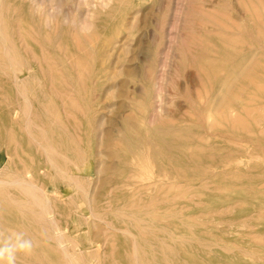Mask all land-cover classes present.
Instances as JSON below:
<instances>
[{
    "label": "rangeland",
    "instance_id": "1",
    "mask_svg": "<svg viewBox=\"0 0 264 264\" xmlns=\"http://www.w3.org/2000/svg\"><path fill=\"white\" fill-rule=\"evenodd\" d=\"M33 1L0 0V234L34 243L17 264H264V151L217 117L230 106L242 116L259 57L264 87V0ZM52 7L63 11L50 24ZM212 66L223 78H206L200 67ZM139 148L150 154L141 161ZM157 150L190 175L160 170ZM205 161L216 175L202 173Z\"/></svg>",
    "mask_w": 264,
    "mask_h": 264
},
{
    "label": "bare ground",
    "instance_id": "2",
    "mask_svg": "<svg viewBox=\"0 0 264 264\" xmlns=\"http://www.w3.org/2000/svg\"><path fill=\"white\" fill-rule=\"evenodd\" d=\"M41 1H43V0H41ZM80 1V0H79ZM120 1H126V0H120ZM32 4H34V2L35 1H33L32 0ZM37 2V1H36ZM35 2V3H36ZM84 2H86V0L84 1ZM42 3H44V1L42 2ZM66 3V2H65ZM75 5V4H74ZM33 6V5H32ZM36 7H38L37 6V3H36ZM36 7H35V10H36ZM17 8V7H16ZM31 8V7H30ZM43 8V7H42ZM12 9V8H11ZM15 9V8H14ZM13 9V10H14ZM34 9V8H33ZM37 9H40V8H37ZM44 9V8H43ZM30 10V9H29ZM32 10V9H31ZM42 10V9H41ZM16 11V10H15ZM76 11H77V9H76ZM14 12V11H13ZM47 12V11H46ZM39 13V12H38ZM43 12H41V14H42ZM36 14V13H35ZM41 14H39V15H41ZM46 15V17H45V19L47 18V13H45ZM38 15V16H39ZM78 15V14H77ZM81 15V14H80ZM42 16V15H41ZM113 16H112V14H111V18H112ZM41 18V17H40ZM61 18H64V17H61ZM44 19V20H45ZM49 19V18H48ZM74 19H76V18H74ZM74 19H72V20H74ZM99 19V18H98ZM71 20V19H70ZM81 20V22L82 21H84V19L82 20V19H80ZM86 20V19H85ZM50 22H51V20H49ZM41 22V21H40ZM55 22H57V20L55 21ZM74 22V21H73ZM103 22H105L104 20H103ZM48 23V20H46V22H45V24H44V26L46 25ZM76 22H74V24H75ZM49 24V23H48ZM47 24V26L46 27H49L50 25H48ZM50 24H52V22L50 23ZM54 24H56V23H54ZM61 24V23H60ZM73 24V23H72ZM41 25V24H40ZM62 25V24H61ZM78 25H80V22L78 23ZM57 26V25H56ZM172 27V26H171ZM50 28V27H49ZM48 28V29H49ZM22 29H23V27H22ZM32 29V28H31ZM56 29V28H55ZM72 29V28H71ZM170 30V29H169ZM18 31H20V29L18 30ZM32 31H33V29H32ZM72 31V30H71ZM23 32V31H22ZM55 32H57V30H55ZM58 32H60V33H62L61 35L62 36H64V34H65V32L63 31V28H61V29H58ZM73 32H71L70 34H72ZM8 35V34H7ZM33 35V34H32ZM15 36V35H14ZM25 37L24 39H26L27 38V36H28V34H27V32H23L22 33V35H21V37ZM30 37V36H29ZM48 37V36H47ZM223 37V36H222ZM225 37V36H224ZM227 37V36H226ZM2 38V37H1ZM39 38V37H38ZM73 38V37H72ZM5 39V38H4ZM16 39V38H15ZM23 39V40H24ZM83 39V38H82ZM227 39V38H226ZM19 40V39H18ZM27 40V42H25L24 43V46H25V48L27 49V50H30V51H32L33 53H34V51L36 50V48H35V45H31L32 43L30 42H28V38L26 39ZM32 40V39H31ZM70 40V39H69ZM32 41H34V40H32ZM60 41V40H59ZM71 41V40H70ZM78 41H81V40H78ZM1 42V41H0ZM227 42H228V45H230L231 46V41H228L227 40ZM12 43V42H11ZM58 43V42H57ZM64 43V42H63ZM63 43H62V41H61V43L59 44L60 46H63ZM78 43V42H77ZM223 43V42H222ZM2 44H4V43H2ZM53 44V43H52ZM75 44H76V42H75ZM81 45L80 46H82V41H81V43H80ZM57 45V44H56ZM211 45V44H210ZM4 46H5V44H4ZM48 46V45H47ZM76 46V45H75ZM79 46V45H78ZM77 46V48L79 49V47ZM64 47V46H63ZM249 47H252L253 48V46H249ZM2 48V47H1ZM24 48V49H25ZM40 48H41V45H40ZM68 48H70L69 46H67V49ZM81 48H83L84 50H85V48L84 47H81ZM88 48V47H87ZM43 49V48H42ZM65 49V48H64ZM77 49V50H78ZM2 50H4L5 51V49H3L2 48ZM7 50V49H6ZM61 50H63L62 48H61ZM8 51V50H7ZM47 51V50H46ZM81 51V50H80ZM3 52V51H2ZM1 52V53H2ZM9 52V51H8ZM42 52V51H41ZM64 52V51H63ZM6 53V52H5ZM4 53V54H5ZM43 53V52H42ZM215 53V52H214ZM71 54V53H70ZM69 54V55H70ZM72 54H74V53H72ZM8 55H9V53H8ZM18 55H19V53H18ZM34 55V54H33ZM45 55V54H44ZM56 55V54H55ZM77 55V54H76ZM215 55V54H214ZM10 56V55H9ZM43 56V55H42ZM50 56V55H49ZM72 56V55H71ZM11 57V56H10ZM43 58V57H42ZM42 58H40V59H42ZM63 58H65V57H63ZM73 58V57H72ZM76 58V57H75ZM149 58V57H148ZM6 59V58H5ZM8 59V58H7ZM45 59V58H44ZM153 59V58H152ZM3 60V59H2ZM15 60V59H14ZM49 60V59H48ZM52 59H50V61H51ZM54 60V59H53ZM78 60V59H77ZM210 60V59H209ZM208 60V61H209ZM7 61V60H6ZM72 61V60H71ZM85 61V60H84ZM86 61H87V59H86ZM79 62V61H78ZM88 62V61H87ZM211 62V61H210ZM209 62V63H210ZM16 63V62H15ZM201 63V62H200ZM199 63V64H200ZM8 65V64H7ZM9 65H10V63H9ZM27 65V64H26ZM38 65H39V63H38ZM42 65V64H41ZM77 65V64H76ZM75 65V66H76ZM18 67V66H17ZM83 67V66H82ZM63 69H65V68H63ZM200 69H201V71H203L204 72V74H205V76H206V78H208V77H215V76H222V78H223V76H224V70L223 69H221V68H219V67H211V68H209L208 67V69H206V71H205V69H202L201 67H200ZM50 70H51V67H50ZM67 70V69H66ZM32 71V70H31ZM57 71V70H56ZM59 71V70H58ZM57 71V72H58ZM261 71H262V67H261V57H259L258 59H257V61L254 63V65L252 66V68L250 69V73H248V75H250V76H248L247 78H248V80L250 81V87L248 86V88H250V91L248 92V96L244 99L245 100V102H244V105H242L243 107H242V109H244L243 110V114H242V116H241V114H240V117L238 116L237 117V115L234 113L233 114V112H234V109H232L231 108V106H230V109L228 108V107H224V108H221V110L220 109H217V111H216V109H214V112H215V114L216 113H218V111H219V113H218V115L219 116H217V117H219V124L220 125H223V123H224V121H227L228 119L230 120V121H232L234 124H232V126L231 127H233V125L235 126V127H238V129L240 128V129H242L243 131H245L246 133H247V135L248 134H250V136L247 138V139H251V140H253V142L257 145V147L259 148V149H263V151H264V87H262V86H260L259 84H260V81H261ZM13 72V71H12ZM51 72V71H50ZM207 72H209V73H207ZM14 74V73H13ZM51 75V74H50ZM8 76V75H7ZM74 76V75H73ZM246 76V75H245ZM15 77H16V75H15ZM14 77V78H15ZM20 77V76H19ZM51 77V76H50ZM62 78V77H61ZM245 79H246V77H244ZM15 79H17V78H15ZM14 79V80H15ZM64 79V78H63ZM18 80V79H17ZM20 80V79H19ZM50 80V79H49ZM80 80V79H79ZM82 80V79H81ZM247 80V79H246ZM22 81V80H21ZM20 81V82H21ZM83 81V80H82ZM7 82V81H6ZM15 83V82H14ZM51 83V82H50ZM65 83V82H64ZM83 83V82H82ZM12 84V83H11ZM15 85V84H14ZM211 85V84H210ZM16 86V85H15ZM53 86V85H52ZM203 86H204V88L206 87L204 84H203ZM243 86V85H242ZM20 87V86H19ZM50 87V86H49ZM23 88V87H22ZM16 89H17V87H16ZM25 89V88H24ZM212 89V88H211ZM149 90H150V88H149ZM149 90H147V91H149ZM157 90V89H156ZM206 90H208L207 88H206ZM240 90V89H239ZM244 90V89H243ZM247 90V89H246ZM26 91V90H25ZM150 92V91H149ZM244 91H242L241 92V94L243 93ZM17 93L19 94V91H17ZM77 93V92H76ZM157 93V92H156ZM61 94V93H60ZM70 94H72V92H70ZM238 94V93H237ZM241 94H240V96L239 97H241ZM24 94H22V97H25V96H23ZM65 95V94H64ZM155 95V94H154ZM235 95H236V93H235ZM19 96H21V95H19ZM160 96V95H159ZM207 96V95H206ZM228 96V95H227ZM226 96V97H227ZM237 96V95H236ZM21 97V98H22ZM69 97V96H68ZM68 97H67V99H68ZM239 97H237V99L239 98ZM254 98V100H255V102L254 103H251V99H253ZM27 99V98H26ZM25 99V100H26ZM154 99V98H153ZM159 99H161V98H159ZM69 101H70V99H68ZM151 100V99H150ZM242 100V99H241ZM249 100H250V102H249ZM27 101V100H26ZM73 101H75V100H73ZM152 101V100H151ZM248 101V102H247ZM28 102V101H27ZM64 103V102H63ZM73 103V102H72ZM203 103V102H202ZM245 103H251V105L249 106V107H247V106H245ZM27 105V104H26ZM48 105V104H47ZM147 106V105H146ZM154 107H155V105H153ZM152 105H150V109H153L154 107H153ZM226 106V105H225ZM245 106V107H244ZM29 108V107H28ZM79 108H80V106H79ZM148 108V107H147ZM76 109H77V107H76ZM138 109L139 108H137L136 110L138 111ZM211 109V108H210ZM30 110V109H29ZM46 110V109H45ZM207 110V108H205V111ZM212 110V109H211ZM31 111V110H30ZM29 111V112H30ZM139 111H141L140 109H139ZM146 111H147V109H146ZM145 111V112H146ZM161 111V110H160ZM24 112V111H23ZM46 112V111H45ZM81 112H83L82 111V109H81ZM148 112V111H147ZM212 112V111H211ZM210 111L208 112V113H211ZM28 113V112H27ZM140 113V112H139ZM142 113V112H141ZM30 114H31V112H30ZM37 114V113H36ZM146 114V113H145ZM154 114V113H153ZM152 114V115H153ZM211 114H213V113H211ZM210 114V115H211ZM4 115L6 116V117H9V119H11V121H12V124H13V126L14 127H10V129H9V134H10V136H11V140H10V142L13 144V146L16 148V147H18V145H19V138H18V128L16 127V124L18 123V119H17V117L19 116V109H17V108H12V109H8L5 113H4ZM28 115V114H27ZM67 115H68V113H67ZM210 115L208 114V118H210ZM214 115V114H213ZM213 115H211L212 117H213ZM236 117H235V116ZM30 116V115H29ZM41 117V116H40ZM142 117V116H141ZM211 117V118H212ZM74 118H75V116H74ZM147 119V118H146ZM216 119V118H215ZM55 120V119H54ZM57 120V119H56ZM59 120V119H58ZM142 120H144V119H142ZM213 120H214V118H213ZM26 121H27V119H26ZM25 121V122H26ZM31 121V120H30ZM209 121V120H208ZM216 121V120H215ZM24 122V123H25ZM54 122H56V121H54ZM144 122H145V120H144ZM186 123V122H185ZM185 123H183V124H185ZM56 124H58V123H56ZM141 124V123H140ZM211 124H213V123H211ZM211 124H209V125H211ZM218 124V123H217ZM26 125V124H25ZM148 126V125H147ZM28 127V126H27ZM35 127V126H34ZM63 127V126H62ZM66 127V126H65ZM186 127V126H185ZM217 127V126H216ZM223 127H225L224 125H223ZM235 127H233L234 129H235ZM23 128H25V127H23ZM187 128V127H186ZM204 128V127H203ZM213 128V127H212ZM215 128V127H214ZM26 129V128H25ZM66 129V128H65ZM0 130H1V128H0ZM42 130H45V129H42ZM45 132V131H44ZM145 132H146V130H145ZM149 131H147V133H148ZM155 132H156V129H155ZM206 132H207V130H206ZM157 133V132H156ZM177 134H179V132H176ZM175 133V134H176ZM26 134L27 135H30V134H28L27 133V129H26ZM46 134V133H45ZM153 134V133H152ZM159 134H161V133H159ZM52 135H53V133H52ZM162 135V134H161ZM195 135V134H194ZM205 135V134H204ZM203 135V136H204ZM217 135V134H216ZM225 135V134H224ZM31 136V135H30ZM29 136V137H30ZM197 136V135H196ZM213 136V135H212ZM28 137V136H27ZM42 137V136H41ZM46 137V136H45ZM216 137V136H215ZM31 138V137H30ZM77 138V137H76ZM238 138V137H237ZM240 138H241V136H240ZM200 139H201V137H200ZM223 139V138H222ZM233 139V138H232ZM231 139V140H232ZM34 140V139H33ZM240 140V139H239ZM31 141H32V139H31ZM36 141V140H35ZM45 141V140H44ZM49 141V140H48ZM153 141V140H152ZM227 141V140H226ZM243 141V140H242ZM42 142V141H41ZM75 142V141H74ZM154 142V141H153ZM200 142V141H199ZM240 142V141H239ZM146 147H151V139H150V137H148L147 139H146ZM198 143V142H197ZM240 143H243V142H240ZM39 144V143H38ZM47 144H48V142H47ZM135 144H137V143H135ZM142 144V143H141ZM172 144V142L171 141H165V142H163V145H165V146H170ZM199 144V143H198ZM233 144V143H232ZM143 145H144V143H143ZM143 145H141L142 147H143ZM148 145V146H147ZM154 145H160V144H155L154 143ZM237 145V144H236ZM39 146H41V144H39ZM47 146V145H46ZM197 146V145H196ZM41 147H43V145L41 146ZM47 147H49V146H47ZM51 147V146H50ZM155 147V146H154ZM179 147V146H178ZM202 148H204L203 146H201ZM155 148H157V147H155ZM164 148V147H163ZM169 148V147H168ZM197 148H198V146H197ZM200 148V147H199ZM198 148V149H199ZM150 149V148H149ZM149 149L147 150V148H146V151H144V152H146V157H148L150 154H147L148 152L147 151H149ZM182 149H184V147L181 145L180 146V150H182ZM191 149V146H190V148H189V150ZM140 150H142V149H136V151H137V153L139 154V157H140V161H141V158L143 159L144 158V152H142V151H140ZM145 150V149H144ZM150 150H152L153 151V148H151ZM192 150V149H191ZM241 150H244V147H242V149ZM82 151V150H81ZM155 151V150H154ZM158 151V153L156 152L155 153V159L156 160H158V162H159V168H160V170H163L164 172L166 171V172H172V173H174L175 174V177L176 176H179L180 178H183V177H188L189 175H190V173H188V171H186V170H184V168H183V166L180 164V163H177V162H175L171 157H167L165 154H163L162 152H160L159 150H157ZM132 153V152H131ZM136 152H134V154H135ZM136 153V154H137ZM150 153V152H149ZM238 153H240V152H238ZM60 155V154H59ZM151 155H153V154H151ZM191 155V154H190ZM226 155H228V154H226ZM52 156V155H51ZM58 156V155H57ZM194 156L196 157V158H200V155H199V153H196V154H194L193 153V155L191 156V158H192V160L194 161ZM9 157V156H8ZM139 157H137L138 159H139ZM230 157L231 156H228L225 160H229L230 159ZM263 157H264V155L262 156L261 155V159H263ZM17 158H18V156H17ZM31 158V157H30ZM62 158H63V156H62ZM64 158H65V156H64ZM137 158H135V159H137ZM10 159V158H9ZM133 159V161L135 160L134 158H132ZM153 158L151 157V159H150V157L147 159V160H149L150 162H148L147 160V162L149 163V165H152V163L154 162L153 160H155V159H153ZM63 160V159H62ZM65 160H67V159H65ZM68 160H70V159H68ZM153 162H152V161ZM236 160L234 159V162H235ZM252 161V160H251ZM65 162V161H64ZM146 162V163H147ZM152 162V163H151ZM195 162V161H194ZM135 164H137V162H134ZM230 163H232V161L230 160ZM236 163V162H235ZM23 164V163H22ZM139 164V163H138ZM249 164V163H248ZM146 165H148V164H146ZM130 166V165H129ZM139 166V165H138ZM143 166H145L144 164H143ZM197 166H200V168L202 169V173L204 174V175H206V177H210V176H212V175H216L215 174V172L216 171H213V166H214V164H212V163H210V162H208V161H205V163H203V164H199V165H197ZM225 168H226V165L224 166ZM229 167V166H228ZM131 168V167H130ZM144 168V167H143ZM149 168V167H148ZM150 168H151V166H150ZM188 168V167H187ZM66 169V168H65ZM140 169V168H139ZM152 169V168H151ZM196 169V168H195ZM237 170V169H236ZM27 171V170H26ZM32 171V170H31ZM59 171H60V169H59ZM143 171H144V169H143ZM142 172V171H141ZM29 173V172H28ZM62 173V172H61ZM201 173V174H202ZM142 175H143V173H141ZM226 174V173H225ZM65 175H66V173H65ZM227 175V174H226ZM230 175V174H229ZM244 175V174H243ZM261 179H264V167H262L260 170H259V173L257 174ZM61 176H62V174H61ZM69 176H71V175H69ZM232 176V175H231ZM246 176V175H245ZM244 176V177H245ZM31 177V176H30ZM63 177V176H62ZM65 177V176H64ZM170 177V176H169ZM175 177H174V179H175ZM23 178V177H22ZM70 178V177H69ZM170 178H172V176L170 177ZM170 178H168V180L170 179ZM71 179V178H70ZM192 179V178H191ZM198 179V178H197ZM22 180V179H21ZM157 180V179H156ZM180 180H182L183 181V179H180ZM14 181H16V180H14ZM18 181L20 182V180L18 179ZM71 181V180H70ZM160 181V180H159ZM162 181H163V179L161 178V183H162ZM172 181V180H171ZM187 181H189V180H187ZM193 181V180H192ZM74 182H76V181H74ZM165 182V181H164ZM202 182H204V181H202ZM1 183V182H0ZM23 183V182H22ZM21 183V184H22ZM16 184H18V182H16ZM20 184V185H21ZM25 184H28V183H25ZM79 184V183H78ZM133 184V183H132ZM173 184V183H172ZM171 184V185H172ZM183 184V183H182ZM12 185V184H11ZM15 185V184H14ZM29 185V184H28ZM34 186H35V184H33ZM81 185V184H80ZM150 185H154V183H152V184H150ZM149 184H147L146 186H150ZM156 185V184H155ZM154 185V186H155ZM207 185V184H206ZM25 186H27V185H25ZM78 186V185H77ZM130 186V185H129ZM151 186V187H152ZM179 186V185H178ZM182 185H180V187H181ZM30 187H32V186H30ZM144 187V186H143ZM179 187V188H180ZM36 188H37V186H36ZM82 188V187H81ZM125 188H126V186H125ZM128 188V187H127ZM189 188V187H188ZM27 189V191H28V187L27 188H25V190ZM31 189V188H30ZM39 189H40V186H39ZM171 189V188H170ZM191 189V188H190ZM34 190V189H33ZM36 190V189H35ZM137 190V189H136ZM37 191V190H36ZM40 191V190H39ZM161 191V190H160ZM26 192V191H25ZM40 192H42V191H40ZM16 193V192H15ZM46 193V192H45ZM29 194V193H28ZM31 194V193H30ZM29 194V195H30ZM43 194V193H42ZM33 195H34V193H33ZM32 195V196H33ZM164 195V194H163ZM32 196H30L31 198H32ZM136 196V195H135ZM5 197V196H4ZM29 197V196H28ZM37 197L38 196H35L34 195V197L32 198V200L35 198V199H37ZM25 198H27V197H25ZM47 198V197H46ZM132 198V197H131ZM134 198V197H133ZM34 199V200H35ZM39 200L41 199V198H38ZM2 200V199H1ZM5 200V199H4ZM27 200V199H26ZM38 200V203L40 204V202L41 201H39ZM8 203H10L9 201H7ZM21 202V201H20ZM25 202V201H24ZM43 202V201H42ZM140 202V201H139ZM22 203H23V201H22ZM31 203V202H30ZM33 203H35V204H37L36 202H33ZM152 203H153V201H152ZM158 203V202H157ZM14 204V203H13ZM13 204H11V205H13ZM17 204V203H16ZM29 204V203H28ZM41 204H43V203H41ZM40 204V205H41ZM44 204H45V202H44ZM48 204V203H47ZM132 204H134V202L132 203ZM31 205V204H30ZM29 205V206H30ZM34 204H32V206H33ZM38 205V204H37ZM51 205V204H50ZM106 205V204H105ZM20 206V205H19ZM35 206V205H34ZM45 206H47L46 204H45ZM42 207V209H43V211H45L44 210V208L46 209V207ZM235 206V205H234ZM40 207V206H39ZM38 207V208H39ZM19 208H21V207H19ZM36 208V207H35ZM262 209H264V208H262ZM38 210H40V209H38ZM22 211V210H21ZM20 211V212H21ZM41 211V210H40ZM48 211V210H47ZM31 212H34V211H31ZM38 212V211H37ZM22 213V212H21ZM40 213V212H39ZM41 214V213H40ZM43 214V213H42ZM45 215H46V213H44ZM33 215V214H32ZM36 217V216H35ZM40 217H41V215H40ZM42 217H43V215H42ZM45 218V217H44ZM51 218V217H50ZM34 219V218H33ZM36 220V219H35ZM52 220V219H51ZM250 220V219H249ZM28 221V220H27ZM136 221V220H135ZM156 221V220H155ZM44 222H47V221H44ZM37 223V222H36ZM40 223H41V221H40ZM38 224V223H37ZM44 224V223H43ZM149 224V223H148ZM173 224H175V223H173ZM45 225V224H44ZM49 225V224H48ZM5 226V225H4ZM150 226V225H149ZM45 228V227H44ZM19 229V228H18ZM59 229V228H58ZM66 229V228H65ZM143 230V229H142ZM59 231V230H58ZM163 231V230H162ZM35 232V231H34ZM57 232V231H56ZM60 232V231H59ZM62 232V231H61ZM60 232V233H61ZM128 232V231H127ZM27 234V233H26ZM59 234V233H58ZM129 234H131V233H129ZM32 235H33V233H32ZM60 235V234H59ZM58 235V236H59ZM150 235V234H149ZM44 236V235H43ZM29 237V236H28ZM35 237V236H34ZM60 237V236H59ZM134 237V236H133ZM40 238V237H39ZM58 238V237H57ZM61 238V237H60ZM47 239V238H46ZM51 239V238H50ZM55 239V238H54ZM60 240V239H59ZM181 240V239H180ZM44 241H45V239H44ZM54 242H56V241H54ZM135 243V242H134ZM60 245H62L61 244V242L59 243ZM134 245V244H133ZM59 246V245H58ZM62 246H64V245H62ZM61 246V247H62ZM50 247V246H49ZM60 247V248H61ZM57 248H59V247H57ZM63 248H65V247H63ZM133 248V247H132ZM131 248V249H132ZM133 249H135L136 250V248H133ZM62 250V249H61ZM63 251V250H62ZM61 251V252H62ZM34 252V251H33ZM135 253H136V251H134ZM65 253V252H64ZM133 254V253H132ZM131 254V255H132ZM69 255H71V254H69ZM135 257H136V255L135 254H133ZM21 256H23V255H21ZM68 257V256H67ZM23 258H24V256H23ZM62 258H63V255H62ZM65 258H66V255H65ZM73 258V257H72ZM41 259V258H40ZM68 259H69V257H68ZM74 259V258H73ZM65 260V259H64ZM70 260V259H69ZM79 260V259H78ZM72 261V260H71ZM70 261V262H71ZM26 263V262H25ZM78 263V262H77ZM79 264V263H78Z\"/></svg>",
    "mask_w": 264,
    "mask_h": 264
},
{
    "label": "clouds",
    "instance_id": "3",
    "mask_svg": "<svg viewBox=\"0 0 264 264\" xmlns=\"http://www.w3.org/2000/svg\"><path fill=\"white\" fill-rule=\"evenodd\" d=\"M62 9L52 7L47 15L50 20L62 14ZM64 22L70 23L69 17H64ZM86 24L81 22V30H85ZM33 240L22 231L10 230L7 235L0 234V264H17L19 255H30L33 252Z\"/></svg>",
    "mask_w": 264,
    "mask_h": 264
}]
</instances>
